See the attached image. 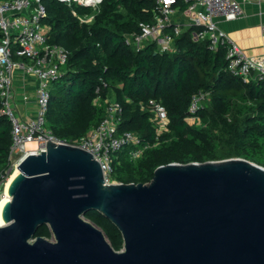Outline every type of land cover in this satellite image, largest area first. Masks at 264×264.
Returning <instances> with one entry per match:
<instances>
[{
	"label": "trees",
	"instance_id": "1",
	"mask_svg": "<svg viewBox=\"0 0 264 264\" xmlns=\"http://www.w3.org/2000/svg\"><path fill=\"white\" fill-rule=\"evenodd\" d=\"M155 0H103L99 9L71 7L59 0H42L51 27L49 42L69 54L63 76L53 83L47 127L62 141L74 143L105 117L107 98L118 101L120 132L136 134L149 146L132 160L127 146L114 155L113 180L149 183L155 170L170 163H205L244 158L264 167V81L244 83L228 69L225 46L209 48L208 40H195L197 27H184L174 52H160L153 42L141 50L125 38L140 33V23L152 22ZM181 10L187 8L183 0ZM74 11L94 19L81 22ZM209 93L198 111L199 123L186 118L192 98ZM100 99L101 103H96ZM167 111V130L158 134L149 103ZM1 108V100H0ZM12 125L0 116V184L11 167ZM85 218L99 227L115 250L123 249L120 230L102 213L89 210ZM52 239L47 225L36 237Z\"/></svg>",
	"mask_w": 264,
	"mask_h": 264
},
{
	"label": "water",
	"instance_id": "2",
	"mask_svg": "<svg viewBox=\"0 0 264 264\" xmlns=\"http://www.w3.org/2000/svg\"><path fill=\"white\" fill-rule=\"evenodd\" d=\"M18 168L0 264H264V167L247 159L170 163L149 183L107 184L93 153L47 140ZM89 210L120 230L122 250ZM44 225L52 239L36 237Z\"/></svg>",
	"mask_w": 264,
	"mask_h": 264
},
{
	"label": "built area",
	"instance_id": "3",
	"mask_svg": "<svg viewBox=\"0 0 264 264\" xmlns=\"http://www.w3.org/2000/svg\"><path fill=\"white\" fill-rule=\"evenodd\" d=\"M71 7L80 6L96 12L103 0H59ZM156 9L152 22L140 23L141 32L126 36L128 46L141 50L148 42L156 44L160 52L176 51L175 41L184 27H197L195 40H208L209 48L217 50L225 46L228 69L244 83L264 81V62L248 57L228 33L218 26V19L235 20L244 10L238 0H183L187 8L182 11L179 0H155ZM183 12V20H175ZM81 22L89 23L94 15L78 13ZM48 12L42 0H0V116L8 118L12 125V145L10 148L11 167L19 165L30 154H40L46 150L47 140L55 143L78 146L93 153L101 162L107 184L119 183L113 180L114 154L127 146H134L130 157L138 160L149 146H144L140 138L132 132L118 129L122 106L107 98L104 102L106 115L80 140L69 143L55 137L47 127V114L51 101V85L64 74L68 61V51L59 44L49 42L51 27L46 23ZM264 32V27H263ZM17 72L36 80L34 99L36 111L33 116H24L19 109L20 101L28 103V93L19 95L15 85ZM209 93L200 91L192 98L186 120L199 123L198 111ZM96 103H101L100 99ZM153 112V123L158 134L167 130L169 118L166 109L155 100L149 103ZM35 143V148H28ZM9 177V176H8ZM8 179V178H7ZM6 179V181H7ZM5 184H0V201L5 193Z\"/></svg>",
	"mask_w": 264,
	"mask_h": 264
},
{
	"label": "crops",
	"instance_id": "4",
	"mask_svg": "<svg viewBox=\"0 0 264 264\" xmlns=\"http://www.w3.org/2000/svg\"><path fill=\"white\" fill-rule=\"evenodd\" d=\"M238 1L243 6V14L235 20L218 19V26L228 33L248 57L264 62V0ZM184 17L181 12L175 20L184 21ZM15 85L19 95L28 93L31 97L28 103L20 101V112L24 116H33L36 111L34 99L36 80L17 72Z\"/></svg>",
	"mask_w": 264,
	"mask_h": 264
},
{
	"label": "bare ground",
	"instance_id": "5",
	"mask_svg": "<svg viewBox=\"0 0 264 264\" xmlns=\"http://www.w3.org/2000/svg\"><path fill=\"white\" fill-rule=\"evenodd\" d=\"M33 143H29L28 144V148H33ZM18 167L15 168V171L12 173V175L8 178L6 184H5V193H4V196L3 198L1 199L0 201V226H4V219H3V206L5 204V202L7 200H11V197L8 195V187L12 181V179L14 178L15 174L17 173L18 171Z\"/></svg>",
	"mask_w": 264,
	"mask_h": 264
},
{
	"label": "rangeland",
	"instance_id": "6",
	"mask_svg": "<svg viewBox=\"0 0 264 264\" xmlns=\"http://www.w3.org/2000/svg\"><path fill=\"white\" fill-rule=\"evenodd\" d=\"M51 87H53V84L51 85ZM33 148H35V146H36V144L35 143H33ZM30 149H32V148H30ZM115 156V155H114ZM15 171V169H13L12 171H11V173H10V175H9V177L12 175V173ZM8 177V178H9ZM8 180V179H7ZM7 182V181H6Z\"/></svg>",
	"mask_w": 264,
	"mask_h": 264
}]
</instances>
